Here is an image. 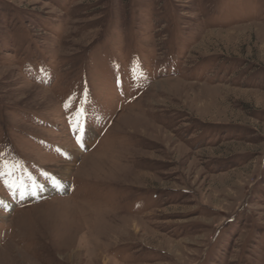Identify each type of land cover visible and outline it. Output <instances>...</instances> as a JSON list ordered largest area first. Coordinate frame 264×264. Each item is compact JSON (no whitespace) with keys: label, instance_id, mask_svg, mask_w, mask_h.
Here are the masks:
<instances>
[{"label":"rangeland","instance_id":"rangeland-1","mask_svg":"<svg viewBox=\"0 0 264 264\" xmlns=\"http://www.w3.org/2000/svg\"><path fill=\"white\" fill-rule=\"evenodd\" d=\"M0 172V264H264V0H0Z\"/></svg>","mask_w":264,"mask_h":264},{"label":"bare ground","instance_id":"bare-ground-1","mask_svg":"<svg viewBox=\"0 0 264 264\" xmlns=\"http://www.w3.org/2000/svg\"><path fill=\"white\" fill-rule=\"evenodd\" d=\"M80 151V150H79ZM69 156H72L74 159H75V157L77 156V153L75 154V153H69ZM69 160H70V157H69ZM69 170V168L68 167H65L64 169H63V174H66V172ZM62 175V174H61ZM54 188H57V189H60V190H63L64 189V187H65V183L63 182V181H61V180H56L55 181V185L53 186ZM21 216V215H20Z\"/></svg>","mask_w":264,"mask_h":264},{"label":"snow or ice","instance_id":"snow-or-ice-1","mask_svg":"<svg viewBox=\"0 0 264 264\" xmlns=\"http://www.w3.org/2000/svg\"><path fill=\"white\" fill-rule=\"evenodd\" d=\"M78 143H79V140H78ZM5 174H6V173L0 172V177H2V176L5 175ZM5 186L8 187L9 189H11V188L13 187L12 184L7 183V182H5Z\"/></svg>","mask_w":264,"mask_h":264}]
</instances>
